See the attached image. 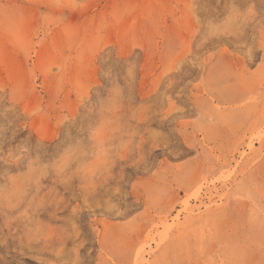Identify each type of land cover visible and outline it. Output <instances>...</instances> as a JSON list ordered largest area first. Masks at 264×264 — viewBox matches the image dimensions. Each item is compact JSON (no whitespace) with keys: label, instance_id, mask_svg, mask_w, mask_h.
Wrapping results in <instances>:
<instances>
[{"label":"rangeland","instance_id":"obj_1","mask_svg":"<svg viewBox=\"0 0 264 264\" xmlns=\"http://www.w3.org/2000/svg\"><path fill=\"white\" fill-rule=\"evenodd\" d=\"M0 264H264V0H0Z\"/></svg>","mask_w":264,"mask_h":264}]
</instances>
